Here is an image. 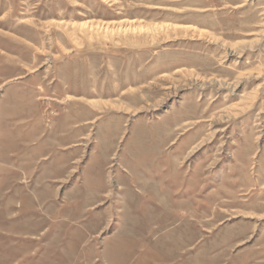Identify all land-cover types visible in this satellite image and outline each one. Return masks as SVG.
Segmentation results:
<instances>
[{"label":"rangeland","instance_id":"rangeland-1","mask_svg":"<svg viewBox=\"0 0 264 264\" xmlns=\"http://www.w3.org/2000/svg\"><path fill=\"white\" fill-rule=\"evenodd\" d=\"M0 264H264V0H0Z\"/></svg>","mask_w":264,"mask_h":264},{"label":"bare ground","instance_id":"bare-ground-1","mask_svg":"<svg viewBox=\"0 0 264 264\" xmlns=\"http://www.w3.org/2000/svg\"><path fill=\"white\" fill-rule=\"evenodd\" d=\"M110 23V22H109Z\"/></svg>","mask_w":264,"mask_h":264}]
</instances>
